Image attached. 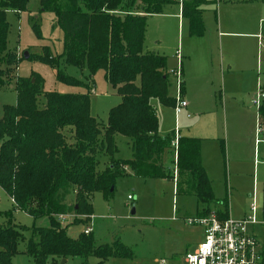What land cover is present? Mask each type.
Here are the masks:
<instances>
[{
	"label": "trees",
	"instance_id": "16d2710c",
	"mask_svg": "<svg viewBox=\"0 0 264 264\" xmlns=\"http://www.w3.org/2000/svg\"><path fill=\"white\" fill-rule=\"evenodd\" d=\"M170 2L40 0L42 12L56 15L64 41L62 55L39 60L57 69V81L84 88L85 92L45 91L41 76L17 80V105L5 107L0 120V188L14 202V211L28 214L35 222L48 218L49 226L34 225L26 230L12 215L7 217L0 225V264H12L27 231L23 254L32 264H60L62 260L89 257L104 262L130 256L118 242L98 245L92 234L85 235L83 230L76 238L68 232L70 226L89 224L94 194L108 197L115 190V181L127 176L173 179L178 191L183 184H191L203 207L200 216L215 211L220 219L228 218L227 200L215 199L203 167L201 140L180 137L176 151L172 145L175 133L159 134L158 118L151 105L152 99L166 106L176 104L169 95L167 57L144 53L148 15L160 14ZM28 3L0 0V91L14 80L8 73L12 52L6 15L8 11L25 12ZM138 4L140 12L135 11ZM206 4L208 0H192L183 5V17L192 36L205 32L202 6ZM34 27L39 31L37 24ZM61 63L80 71L87 69L89 83L67 75ZM99 71H104L106 82L121 98L111 109L106 125L92 115L93 77ZM40 97L45 100L43 107L39 106ZM259 113L264 123V102ZM118 136L128 140L132 159L116 158ZM102 157H107V163L100 170ZM174 166L178 176L174 175ZM59 215L75 218L71 225L63 226ZM262 215L264 220V185Z\"/></svg>",
	"mask_w": 264,
	"mask_h": 264
},
{
	"label": "rangeland",
	"instance_id": "374dc122",
	"mask_svg": "<svg viewBox=\"0 0 264 264\" xmlns=\"http://www.w3.org/2000/svg\"><path fill=\"white\" fill-rule=\"evenodd\" d=\"M262 6L264 7V0H257L254 4L222 0L208 5L205 12L213 27L216 25L215 9L218 20L222 16H238L247 17L248 21L242 30L245 35L231 39L233 50L225 45L226 38L222 40L225 61H228L231 55H242L245 56V67L241 71L233 72L224 69L223 82L215 65V94L209 101L202 102V114L188 109L176 114L174 106H166L156 99L151 100V105L157 114L159 134L165 136L178 131L183 138L201 140L203 164L212 182L215 199L227 200L229 217L232 220L241 221L251 215L249 207L255 202L258 224L249 227L248 231L256 235L264 249V148L255 163L257 109L250 103L255 97L257 82L260 81L264 86V43L260 45L257 39V36L264 39V11L260 10ZM6 17L10 25L8 47L12 52L8 73L14 80L6 85V89L0 91V120L5 107L17 105L18 94L15 85L20 78L34 80L36 76H41L44 79L45 91L48 92H85L84 88L57 81V69L40 61L50 60L63 53L64 35L55 14L42 12L40 0H29L25 12L18 14L16 11H8ZM35 24L39 31H36ZM186 28L185 22L184 29ZM160 35L161 31L157 29L150 34L149 40L145 34V49L150 45L154 46ZM25 53H28V59H25ZM216 64H219L218 59ZM60 68L70 77L89 83L90 75L87 69L80 71L63 63ZM93 80L95 85L91 93L92 115L98 123L106 125L111 109L121 102V98L106 82L104 71L97 72ZM182 80L184 82V74ZM169 95L175 100L178 97L175 78L170 79ZM181 97L188 103L184 83ZM38 102L40 107L45 105L43 97H40ZM251 125L253 129H250ZM259 139L264 140V134L259 135ZM116 142L119 148L116 158L132 159L128 140L118 136ZM105 163L107 157H102L100 170L105 167ZM176 171L174 166V175L178 176ZM91 203L93 214L89 226L96 243L113 245L118 242L131 254L125 258H110L104 262L96 257L72 258L65 264H157L161 259L177 264L186 253L193 252L204 240L202 226L188 224L189 219L202 217L200 212L203 209L198 204L191 184H183L178 191L177 182L173 179L127 176L115 181V190L111 195L105 197L103 194H94ZM10 215L26 230L34 225L49 226L48 218L35 222L28 214L15 212L10 198L0 188V225H3ZM83 228L84 226H70L69 235L76 238ZM25 237L26 240L29 238V231L25 233ZM26 240L20 242L18 255L12 264H32L23 254Z\"/></svg>",
	"mask_w": 264,
	"mask_h": 264
},
{
	"label": "crops",
	"instance_id": "0c3cea01",
	"mask_svg": "<svg viewBox=\"0 0 264 264\" xmlns=\"http://www.w3.org/2000/svg\"><path fill=\"white\" fill-rule=\"evenodd\" d=\"M191 1L192 0H171L170 3L164 6L161 14L148 15L146 39L148 38L149 40L150 34H152L154 29L160 30L162 35L157 37L158 40L154 42V46L150 45V47L145 49L144 44V53H154L167 57V68L169 73L171 70L177 68L181 61L182 75L184 74V93L188 100L186 109L202 114L204 107L202 102L209 101V98L215 94V88L217 86V78L214 77V73L216 72L215 65L218 72L221 74L220 76L223 82L225 80L224 69L227 68V72H233V70L241 71L245 67V56L242 55H231L229 60L225 61L222 49V40L223 38H226V41H224L225 45L227 44L228 47L233 50L230 43L231 39L245 35L242 30L246 27L248 20H246L247 17L243 18L238 16H222L218 20L215 9L216 25L213 27L212 21L209 16H206L207 13L205 11L208 10V5L211 3H215L217 1L220 2L222 0H208V4L202 6V21L205 27V32L202 36H192L189 31L188 21L183 17V5L184 3H189ZM256 1L257 0H228L230 3L241 2L245 4H254ZM137 7L136 12H140V4H138ZM260 10L263 12L264 7H260ZM185 22L187 23L186 29H184ZM258 37L259 36H257V39ZM178 52H180L181 55L180 59L177 57ZM216 59L219 61L218 65L216 64ZM171 78L173 77L170 75V79ZM259 87L264 89V86L260 83V81H258L256 85V94ZM250 103L252 105V102ZM187 116L189 117V115ZM250 129H253L252 125ZM174 133L179 132L175 131ZM179 136L181 137L180 133ZM262 148H264L262 145L257 147L255 144V163L258 161ZM174 182L176 183V181ZM10 201L12 203V208H14V202L11 198ZM15 212L22 211L16 210ZM229 216L230 215H228V218ZM67 261L68 260H66V262Z\"/></svg>",
	"mask_w": 264,
	"mask_h": 264
},
{
	"label": "built area",
	"instance_id": "2783aa9c",
	"mask_svg": "<svg viewBox=\"0 0 264 264\" xmlns=\"http://www.w3.org/2000/svg\"><path fill=\"white\" fill-rule=\"evenodd\" d=\"M259 44L264 43V39L258 37ZM178 59L181 58L180 52L177 53ZM170 75L177 80L178 97L176 98L175 112L180 114L187 107V102L181 97L183 86L181 61L179 66L170 71ZM264 102V89L259 87L257 94L252 100V105L257 109V130L255 144L257 147L264 145V140L259 139V135L264 134V123L260 117L259 110ZM179 133H175L172 145L177 151ZM177 153V152H176ZM251 215L241 221H234L230 217L222 220L215 211H211L207 216L189 219V225L202 226L204 240L193 252L186 253L180 263L177 264H264V249L256 235L248 231L249 227L258 224L257 206L250 205ZM74 215H59L57 217L61 225H71ZM83 233L90 235L92 229L84 227ZM157 264H175L166 259H161Z\"/></svg>",
	"mask_w": 264,
	"mask_h": 264
},
{
	"label": "water",
	"instance_id": "95a60500",
	"mask_svg": "<svg viewBox=\"0 0 264 264\" xmlns=\"http://www.w3.org/2000/svg\"><path fill=\"white\" fill-rule=\"evenodd\" d=\"M24 57H25V59H28V53H25V55H24ZM132 214H134V210L132 211ZM66 263V260H62L61 261V264H65Z\"/></svg>",
	"mask_w": 264,
	"mask_h": 264
}]
</instances>
